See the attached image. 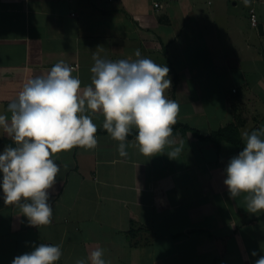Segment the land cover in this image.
Masks as SVG:
<instances>
[{
  "label": "crops",
  "instance_id": "obj_1",
  "mask_svg": "<svg viewBox=\"0 0 264 264\" xmlns=\"http://www.w3.org/2000/svg\"><path fill=\"white\" fill-rule=\"evenodd\" d=\"M137 49L169 68L164 95L179 105L178 123L204 135L233 124L240 138L264 127V0L164 1L160 9L152 0H0V114L10 116L23 85L57 62L78 64L72 75L83 90L94 54L134 61ZM85 114L97 144L52 156L60 171L48 190L51 224L32 226L0 188V264L41 243L61 246L56 264L87 260L97 247L111 264H255L264 256V211L250 213L245 194L231 198L223 183L240 152L232 142L177 129L150 157L133 128L121 156L103 113ZM7 146L15 145L0 128V153Z\"/></svg>",
  "mask_w": 264,
  "mask_h": 264
},
{
  "label": "clouds",
  "instance_id": "obj_2",
  "mask_svg": "<svg viewBox=\"0 0 264 264\" xmlns=\"http://www.w3.org/2000/svg\"><path fill=\"white\" fill-rule=\"evenodd\" d=\"M250 0H244L248 6ZM134 61H110L94 54L91 84L81 90L75 69L57 62L46 75L29 79L16 100L8 104V113L0 114V128L15 146L0 153V173L4 204L17 206L32 226L52 222L49 189L60 171L52 156L74 147L93 148L97 144V126L91 116L102 112L103 128L120 142L118 152L126 155L125 141L133 128L138 130L136 143L145 156L163 153L173 141V125L179 105L167 99L171 87L169 68L149 58H141L137 49ZM245 147L230 158L223 183L231 198L245 194L250 213L264 211V127L241 134ZM182 147L167 153L175 158ZM105 250L97 247L87 260L75 264H111ZM256 256V252L252 253ZM62 256L60 245L41 243L34 250L13 259L12 264H56ZM264 264V256L255 261Z\"/></svg>",
  "mask_w": 264,
  "mask_h": 264
},
{
  "label": "trees",
  "instance_id": "obj_3",
  "mask_svg": "<svg viewBox=\"0 0 264 264\" xmlns=\"http://www.w3.org/2000/svg\"><path fill=\"white\" fill-rule=\"evenodd\" d=\"M172 127H173V132H176L177 129H182V131L192 130L197 136L205 139H211L217 144H219L223 139H226L232 142L240 151H242V149L245 147V143L238 136L235 126L233 124L226 126L218 131L212 132L209 135H204L199 130L192 129L189 126H186L185 124H181L178 122H176V124L173 125Z\"/></svg>",
  "mask_w": 264,
  "mask_h": 264
},
{
  "label": "built area",
  "instance_id": "obj_4",
  "mask_svg": "<svg viewBox=\"0 0 264 264\" xmlns=\"http://www.w3.org/2000/svg\"><path fill=\"white\" fill-rule=\"evenodd\" d=\"M110 1H115V0H110ZM164 1H176V0H152L154 7L156 9H160L163 6ZM72 15H75V12H72ZM250 18H251L252 25L258 26L259 20H258V16H257L255 8H251ZM71 67L76 68L78 67V64L77 63L72 64Z\"/></svg>",
  "mask_w": 264,
  "mask_h": 264
}]
</instances>
